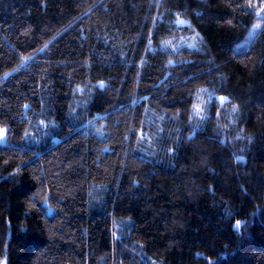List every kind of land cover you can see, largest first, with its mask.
Instances as JSON below:
<instances>
[{
    "label": "trees",
    "instance_id": "trees-1",
    "mask_svg": "<svg viewBox=\"0 0 264 264\" xmlns=\"http://www.w3.org/2000/svg\"><path fill=\"white\" fill-rule=\"evenodd\" d=\"M260 9L0 0V264H264Z\"/></svg>",
    "mask_w": 264,
    "mask_h": 264
},
{
    "label": "rangeland",
    "instance_id": "rangeland-1",
    "mask_svg": "<svg viewBox=\"0 0 264 264\" xmlns=\"http://www.w3.org/2000/svg\"><path fill=\"white\" fill-rule=\"evenodd\" d=\"M263 23H264V10L262 11V9H260L257 13L256 21L252 24L246 36L235 45V48L239 49V48L249 45L253 41L254 37L257 35ZM256 25H260V27L258 29H254V26ZM199 106L201 109L203 108L202 103ZM1 137L3 140H5L6 138L5 131H2Z\"/></svg>",
    "mask_w": 264,
    "mask_h": 264
},
{
    "label": "snow or ice",
    "instance_id": "snow-or-ice-1",
    "mask_svg": "<svg viewBox=\"0 0 264 264\" xmlns=\"http://www.w3.org/2000/svg\"><path fill=\"white\" fill-rule=\"evenodd\" d=\"M177 23L178 24H184V23H186V21H184V20H178ZM259 27H260V25H256V26H254V29H258ZM101 86H103V85H101ZM221 99L223 100L224 98H221ZM201 111H202V109L200 108L199 105H194V112L197 115H199L201 113ZM236 227L237 228L240 227V222L239 221H237Z\"/></svg>",
    "mask_w": 264,
    "mask_h": 264
}]
</instances>
